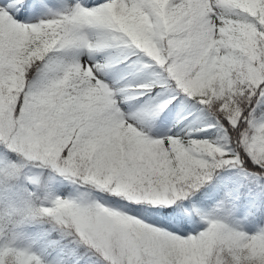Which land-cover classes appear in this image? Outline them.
Listing matches in <instances>:
<instances>
[{"label":"snow or ice","instance_id":"obj_1","mask_svg":"<svg viewBox=\"0 0 264 264\" xmlns=\"http://www.w3.org/2000/svg\"><path fill=\"white\" fill-rule=\"evenodd\" d=\"M21 211L51 264H264V0H0Z\"/></svg>","mask_w":264,"mask_h":264},{"label":"clouds","instance_id":"obj_2","mask_svg":"<svg viewBox=\"0 0 264 264\" xmlns=\"http://www.w3.org/2000/svg\"><path fill=\"white\" fill-rule=\"evenodd\" d=\"M34 206L38 210V214L44 211L43 204L38 200L34 201ZM41 221L33 218L24 211L16 216L0 220V261L8 260L11 262L16 259H38L36 253L32 252L28 247H20L18 241L21 239L22 231L33 223Z\"/></svg>","mask_w":264,"mask_h":264},{"label":"rangeland","instance_id":"obj_3","mask_svg":"<svg viewBox=\"0 0 264 264\" xmlns=\"http://www.w3.org/2000/svg\"><path fill=\"white\" fill-rule=\"evenodd\" d=\"M58 195L65 196L66 192L61 188L54 189ZM241 218V217H238ZM50 229L49 226L46 225V221H39L33 223L31 226L27 227L22 231L21 239L18 241V245L20 247H28L30 250L37 255H39L45 264H51L53 260L54 253L40 243L37 242V238L43 234L44 230ZM244 230L252 233L256 231V226H249L248 224H244ZM0 243H3L0 240Z\"/></svg>","mask_w":264,"mask_h":264},{"label":"trees","instance_id":"obj_4","mask_svg":"<svg viewBox=\"0 0 264 264\" xmlns=\"http://www.w3.org/2000/svg\"><path fill=\"white\" fill-rule=\"evenodd\" d=\"M66 195H67V193H66ZM46 225L49 226V227L51 228V225H50L48 222H46Z\"/></svg>","mask_w":264,"mask_h":264}]
</instances>
